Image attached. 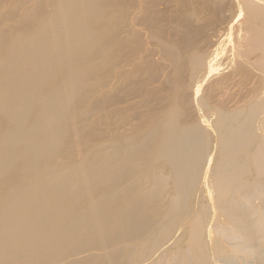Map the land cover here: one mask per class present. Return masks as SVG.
Listing matches in <instances>:
<instances>
[{
  "label": "bare ground",
  "instance_id": "6f19581e",
  "mask_svg": "<svg viewBox=\"0 0 264 264\" xmlns=\"http://www.w3.org/2000/svg\"><path fill=\"white\" fill-rule=\"evenodd\" d=\"M261 1L239 0L248 8L247 15L251 19L256 17L263 21L264 0ZM63 3L56 12L43 11L35 16L33 25H22L27 28L25 32L10 34L8 40L0 42V264H126L119 262L121 255L143 245L148 232L156 227L151 224L158 218L153 211L157 204L152 205L153 199L148 200L149 192L136 186L140 179H136L137 182L130 176L127 178L130 170L115 164L117 160L102 166L100 158L93 170L100 175L97 179H85L75 171L80 167L76 165L74 171L79 180L71 179L70 174L64 172L73 168L71 165L68 168L67 164L60 166L57 162V153L67 138L68 116L74 115L70 104L78 94L84 93L83 84L88 74L85 71L92 69L95 45L106 35L105 31L101 32L103 22L95 11L99 1L91 0L90 6L86 4L84 8L78 1L79 7L74 3L77 8L68 0ZM94 13L98 20L90 17ZM82 25H86L84 30ZM259 43L257 60L264 73V40ZM251 109L255 123L248 121ZM36 110L46 119L44 132L34 125ZM210 126L217 146L207 165V189H220L218 195H212L215 208L211 217L223 218L224 225L208 224L205 233L211 239L214 232L218 233L228 247L241 256L243 264H264L255 259H264V244L260 241L264 237V104L253 102L221 111L216 120L211 119ZM251 128L256 133L252 130L253 134L248 135L247 130ZM196 138L192 144L195 147ZM182 139L166 145L165 140L157 143V154L162 152L163 157H170L169 169L161 166L157 174H153L149 168L154 170V167L150 165L147 174L152 175L143 179L157 183L178 176L179 181H175L176 177L173 179L176 183L171 181L175 184L168 187L170 190L165 191L159 185L160 206L167 207L171 201L176 205L175 199L183 185L182 175L189 168L188 152L193 146L183 144ZM134 154L131 152L132 159ZM151 156L145 154L146 159ZM51 166L59 180L49 184L43 171ZM152 185L151 189L158 188ZM254 199L257 202H253ZM149 212L153 213L152 217H148ZM143 261L144 264H163L161 259L152 262L145 257Z\"/></svg>",
  "mask_w": 264,
  "mask_h": 264
},
{
  "label": "rangeland",
  "instance_id": "374dc122",
  "mask_svg": "<svg viewBox=\"0 0 264 264\" xmlns=\"http://www.w3.org/2000/svg\"><path fill=\"white\" fill-rule=\"evenodd\" d=\"M68 1L74 8L79 7L77 1L83 4V8L91 2ZM96 1L99 4L95 11L99 14L98 19L103 22L101 32L105 31L106 35L99 38L95 45L96 57L92 61V69L85 71L88 73L83 84L85 94H78L70 104L74 115L68 116L66 144L57 153L58 164L73 167L64 170L73 180H79L75 171L85 179H97L100 175L93 173L95 163L99 165L101 161L100 165L105 166L104 163L117 160L115 164L130 170L131 175L127 178L130 176L134 181L140 179L138 183L135 182L136 186L140 185L139 189L149 192L148 200L152 202L153 199L152 205L157 204L153 211L154 217L158 218L151 224L156 225L152 229L154 231L148 232L143 245L122 254L120 263L144 264L146 257L151 258L152 262L161 259L163 264H243L241 256L229 245L230 249L218 233L214 232L212 239L205 233L208 224L214 227L224 225L223 218L211 217V211L215 208L212 195H218L220 189H207V165L213 148L217 146L210 121L212 118L216 120L221 111H231L253 102L264 104V73L257 60L260 54L257 45L264 40V20L259 21L256 17L251 19L247 15L248 8L239 0ZM63 2L0 0V42L8 40L10 34L25 32L27 28L22 25H33L35 16L41 12L60 10L57 8L64 5ZM90 17L97 19L95 13ZM85 27L82 25L81 28L84 30ZM73 68L75 70L76 67ZM251 111L249 117L252 119L248 117V121L255 123V113L253 109ZM35 115V127L44 128L46 119L42 112L36 110ZM178 128L183 132H180L181 135L177 134ZM252 130H247L248 135L253 134ZM143 137L147 140H142ZM195 137L202 141L199 143L196 140V145L200 144L198 149L192 145L195 144ZM177 138H183V144L195 148L191 147V153H187L190 164L186 169L188 171L182 175L183 185L180 187L184 189H179L176 205L171 201L167 207L160 206L157 192L162 190L158 191L159 185L166 191L179 181L178 176L166 178L165 182L158 181L160 184L145 182L143 179L147 180L153 172L157 174L163 166L169 169L170 157H163L162 152L157 154V143L165 140L164 145L169 142L172 144L178 141ZM128 144L131 146L128 147ZM131 152H136L134 159L130 157ZM145 154L153 156L146 159ZM137 156L144 161L141 162ZM76 165H80L78 170H75ZM150 165L154 170L149 168ZM147 167L151 169V175L147 174ZM43 176L49 184L59 180L52 166L43 171ZM151 185H158V188L153 190ZM153 192L155 198L150 196ZM86 199L89 200L90 196ZM161 202L166 203L163 199ZM152 205H149L150 208ZM161 211L164 214L170 213L164 215ZM150 212L148 217L153 215ZM260 241L264 244V237ZM255 259L257 262L264 261L258 257Z\"/></svg>",
  "mask_w": 264,
  "mask_h": 264
}]
</instances>
